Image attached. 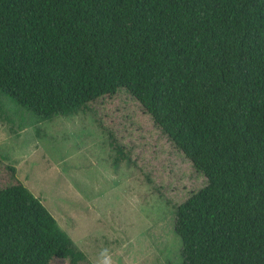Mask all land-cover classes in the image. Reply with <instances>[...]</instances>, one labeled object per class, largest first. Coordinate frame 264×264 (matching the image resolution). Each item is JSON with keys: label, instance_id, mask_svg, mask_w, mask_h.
I'll list each match as a JSON object with an SVG mask.
<instances>
[{"label": "trees", "instance_id": "obj_1", "mask_svg": "<svg viewBox=\"0 0 264 264\" xmlns=\"http://www.w3.org/2000/svg\"><path fill=\"white\" fill-rule=\"evenodd\" d=\"M119 91L206 177L178 264H264V0H0L1 94L47 119ZM57 262L92 264L0 155V264Z\"/></svg>", "mask_w": 264, "mask_h": 264}, {"label": "rangeland", "instance_id": "obj_2", "mask_svg": "<svg viewBox=\"0 0 264 264\" xmlns=\"http://www.w3.org/2000/svg\"><path fill=\"white\" fill-rule=\"evenodd\" d=\"M91 108L40 119L0 93V155L92 264L180 263L174 206L206 177L127 92Z\"/></svg>", "mask_w": 264, "mask_h": 264}]
</instances>
